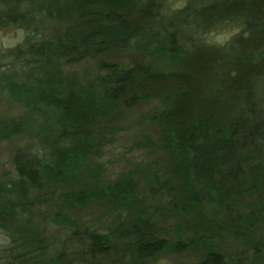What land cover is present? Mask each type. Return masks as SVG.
<instances>
[{"label": "trees", "instance_id": "obj_1", "mask_svg": "<svg viewBox=\"0 0 264 264\" xmlns=\"http://www.w3.org/2000/svg\"><path fill=\"white\" fill-rule=\"evenodd\" d=\"M165 1L0 0V29L21 31L0 55V141L27 140L0 176V264H264V0H185L172 17ZM77 64L85 82L64 77ZM145 104L170 156L166 191L147 194L177 236L132 178L86 170L105 127ZM100 203L132 220L81 228L77 211Z\"/></svg>", "mask_w": 264, "mask_h": 264}, {"label": "rangeland", "instance_id": "obj_2", "mask_svg": "<svg viewBox=\"0 0 264 264\" xmlns=\"http://www.w3.org/2000/svg\"><path fill=\"white\" fill-rule=\"evenodd\" d=\"M184 2L185 0H167L164 3L163 11L168 17H172ZM231 31H236V29H229V32L227 30L217 32L211 35L212 39H210L225 44L233 33ZM20 33L21 31L14 27L0 29V55L19 42ZM139 61L148 62L159 69L164 68V63L160 59L143 58ZM89 68V64L66 66L64 77L74 83L85 82L90 76ZM258 100L264 107V82L259 87ZM152 105H142L109 123L103 131L101 148L88 161L86 170L99 175L96 180L102 183H112L121 177L132 178L137 184V200L143 199V206L148 209L147 212L154 213L156 226L158 224L160 228L164 229V232L171 230L172 234L177 236V231H174V221L167 218L162 212L167 199H164L163 196L157 198V192L155 196L151 193L147 194L152 183H154L153 187L159 189L157 185L169 176L167 173L170 161V156L160 151L161 149L156 144L154 124L150 118ZM26 142L27 140L23 138L0 141V176L13 171L11 158L16 150ZM161 184L167 187L166 182ZM159 190L166 191L165 189ZM76 214L80 220L81 228L100 232L114 228L120 221L132 220V213L129 209L120 211L114 205L106 203L87 206L78 210ZM40 229H43V232L48 236L55 235L54 238L59 240L58 235L61 231L44 229V227ZM192 259V256L187 255H162L150 261L149 264L157 261L176 264Z\"/></svg>", "mask_w": 264, "mask_h": 264}]
</instances>
